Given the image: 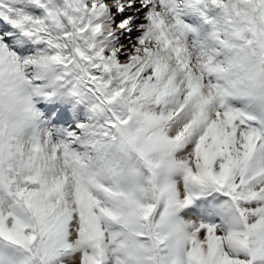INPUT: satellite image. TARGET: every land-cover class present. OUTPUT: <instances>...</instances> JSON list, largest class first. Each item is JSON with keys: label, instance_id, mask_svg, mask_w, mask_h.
Instances as JSON below:
<instances>
[{"label": "snow or ice", "instance_id": "obj_1", "mask_svg": "<svg viewBox=\"0 0 264 264\" xmlns=\"http://www.w3.org/2000/svg\"><path fill=\"white\" fill-rule=\"evenodd\" d=\"M0 264H264V0H0Z\"/></svg>", "mask_w": 264, "mask_h": 264}]
</instances>
